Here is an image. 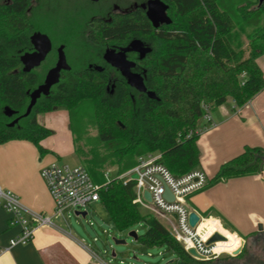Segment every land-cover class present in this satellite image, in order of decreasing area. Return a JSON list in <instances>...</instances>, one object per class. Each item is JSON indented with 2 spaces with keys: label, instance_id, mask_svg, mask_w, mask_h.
Listing matches in <instances>:
<instances>
[{
  "label": "trees",
  "instance_id": "1",
  "mask_svg": "<svg viewBox=\"0 0 264 264\" xmlns=\"http://www.w3.org/2000/svg\"><path fill=\"white\" fill-rule=\"evenodd\" d=\"M162 1L169 6L170 25L153 28L138 12L131 15L127 28L119 23L105 30V36L113 35L124 44L137 38L151 48L140 64L146 90L154 98L135 91L121 77L109 78L106 72L63 73L49 94L41 96L29 115L13 126L9 123L25 113L29 94L42 84L45 72H22L19 54L29 46L27 36L18 37L13 12L0 9V144L26 140L43 155L46 150L40 142L52 131L38 123L36 116L64 106L69 114L74 152H78L80 131L76 119L81 117L82 106L91 105L97 142L106 154L100 156L93 151L88 162L103 165L111 160L117 166L108 180L105 173L102 180L100 175L92 174L102 186L99 202L109 221L119 231L142 222L145 231L137 235L136 241L147 247L165 246L183 264H224L225 259L232 258L230 255L208 260L191 257L155 216L143 214L133 203L135 182L117 177L130 170L138 156L147 153H158V162L174 176L197 169L201 104L215 108L230 98L241 108L264 90V77L256 62L264 54V31L251 37L245 57L244 49L235 50L231 44L234 10L239 8L229 12L220 0ZM246 10L248 15H264V0H257L253 11ZM6 107L15 112L11 118L4 114ZM263 170L264 149L245 146L240 154L220 165L206 187L231 178L262 175ZM259 243L264 245V238L245 241L234 257ZM261 260L263 263L258 264H264Z\"/></svg>",
  "mask_w": 264,
  "mask_h": 264
},
{
  "label": "crops",
  "instance_id": "2",
  "mask_svg": "<svg viewBox=\"0 0 264 264\" xmlns=\"http://www.w3.org/2000/svg\"><path fill=\"white\" fill-rule=\"evenodd\" d=\"M256 62L264 77V54ZM210 115V123L199 122V128L209 127L196 142L200 152L197 169L208 179L245 146L264 149V90L241 108L228 98L223 105L211 108ZM36 120L52 131L40 142L46 152L40 155L36 146L26 140L0 144V188L17 196L27 208L50 214L53 202L39 172L43 167L62 162L74 151L73 137L64 106L38 114ZM186 204L199 217L201 233L213 231L226 238L217 244L222 251L232 243L243 246L245 241L264 238V170L262 175L207 186L191 195ZM9 218L0 207V264H111L95 258L72 235L51 227L39 229L26 244L10 246L20 228L11 226ZM156 218L166 228L164 219ZM174 264L183 263L178 259Z\"/></svg>",
  "mask_w": 264,
  "mask_h": 264
},
{
  "label": "built area",
  "instance_id": "3",
  "mask_svg": "<svg viewBox=\"0 0 264 264\" xmlns=\"http://www.w3.org/2000/svg\"><path fill=\"white\" fill-rule=\"evenodd\" d=\"M201 109L203 114L199 122L210 123L211 107L201 104ZM208 127L202 126L198 132L206 131ZM159 158L158 153L138 156L136 164L130 170L118 175V180L135 182L133 203L139 209H147L154 216L163 218L166 229L186 252L194 249L202 260L217 257L224 252L217 246L218 242L206 244L207 239L214 232L201 233L198 229L199 221L191 227L189 225L191 211L186 204V200L191 195L206 187L209 181L207 175L200 169H194L181 176H174L158 162ZM39 174L53 202V211L50 214L27 208L17 196L0 188V207L9 214L10 225L20 228V234L10 240V246L28 243L43 227H51L71 235L66 226L68 213L73 212L76 215V212H86L84 216L86 217V208L99 202L102 186L95 183L82 166L70 167L64 163L62 165L54 163L43 167ZM133 175L135 178H132ZM104 176L106 180L110 179L108 172ZM165 189H168L173 196L172 201L164 197ZM145 192L150 195V202L144 198ZM84 247L88 249L85 245ZM88 251L98 258V255L90 249ZM119 264L128 263L122 260Z\"/></svg>",
  "mask_w": 264,
  "mask_h": 264
},
{
  "label": "flooded vegetation",
  "instance_id": "4",
  "mask_svg": "<svg viewBox=\"0 0 264 264\" xmlns=\"http://www.w3.org/2000/svg\"><path fill=\"white\" fill-rule=\"evenodd\" d=\"M149 1L0 0V9L11 10L16 19L14 27L18 33L17 36L21 37L22 34L27 36L29 46L19 54V60L22 55L32 54L36 51L31 42V37L34 34L45 35L50 41L51 48L45 59L30 72H45V78L47 72L55 66L58 49L62 47L69 70H62L60 78L63 73L106 72L109 78L115 80L121 77L127 84L120 71L105 61L104 55L107 50L119 53L128 47L132 40L140 39L135 38L124 44L122 40L115 39L113 35L105 36V30L107 27L113 28L115 24L119 23L125 24L126 27L124 25L123 27L127 28L132 14L140 12L146 16ZM163 3L168 7L165 13L170 22L168 24L159 23L157 27H154L149 21L153 28H162L171 23L168 16L169 6L165 2ZM140 41L144 47L150 48L142 40ZM125 57L134 63V67L130 71L143 78L144 69L140 64L143 58L140 59L139 52H125ZM22 68L21 64V70Z\"/></svg>",
  "mask_w": 264,
  "mask_h": 264
},
{
  "label": "rangeland",
  "instance_id": "5",
  "mask_svg": "<svg viewBox=\"0 0 264 264\" xmlns=\"http://www.w3.org/2000/svg\"><path fill=\"white\" fill-rule=\"evenodd\" d=\"M221 6L232 12L234 10L235 27L231 34V44L235 50L244 49L245 57L247 56L248 45L252 36L264 31V15L261 13L245 14L246 11H253L257 7V0H220ZM237 12V13H236ZM173 20L172 15L170 16ZM81 117L76 119L78 129L80 131L79 138L76 142L78 152H69L62 162L70 167L82 166L90 175L91 179L96 183L95 176L108 172L109 176H113L117 171V166L109 160L103 165L90 164L88 160L94 154L93 151L102 156L106 154L103 145L97 142V132L92 125V108L91 105H84L81 108ZM40 121L42 118H39ZM102 176V178H101ZM98 178V177H97ZM233 179V178H231ZM236 179V178H234ZM99 180V179H98ZM143 214L153 213L147 209H140ZM86 217L76 216L73 212H69V218L66 226L71 235L81 244L98 255L100 260L111 264H118L124 261L128 264H174L178 261V256L172 251H168L165 246L147 247L140 245L129 237L130 232L141 235L145 231L142 222L135 224L133 227L119 231L108 219V216L101 203H94L86 208ZM114 239L125 241V244H115ZM237 249H242L241 243H232L226 251L220 255H230L232 258L224 260V264H258L264 260V245L259 243L255 247H250L239 257H234L232 253ZM115 256H112V253ZM217 256V257H218ZM135 257V258H133ZM173 261V263H170Z\"/></svg>",
  "mask_w": 264,
  "mask_h": 264
},
{
  "label": "water",
  "instance_id": "6",
  "mask_svg": "<svg viewBox=\"0 0 264 264\" xmlns=\"http://www.w3.org/2000/svg\"><path fill=\"white\" fill-rule=\"evenodd\" d=\"M167 8L168 7L160 0H150L147 3L146 16L154 27H157L159 23L168 24L170 22L165 13ZM31 42L36 51L32 54L27 53L20 57V62L23 66L22 68L23 73H28L33 68L39 66L40 63L45 59L47 53L50 51L51 48L49 39L45 35L39 33L34 34L31 37ZM128 51L139 52L140 59H142L150 52V48L144 47L143 43L140 40H132L128 45V47L124 48L119 53H115L112 50H107L104 55V59L106 62H108L110 65H112L113 67L117 68L120 71L121 75L126 79L127 84L129 86H131L140 93H146L147 96L150 98H154V94L152 92H147L142 76H140L139 74L132 73L130 71V69L134 67V63L126 59L125 52ZM62 70H69V66L66 62L63 48L60 47L58 49V59L55 66L47 72L42 84H40L36 89H34L29 94V103L27 105L25 113L13 119L9 123V126H13L15 123H17L21 117H26L27 115H29L36 101L41 96H47L49 94L50 89L60 81V73ZM4 114L7 117L11 118L13 115H15V112L10 108L6 107L4 109ZM58 164L62 165L63 162H59ZM132 178H135V176L133 175ZM164 197L170 201L173 200V196L171 195L168 189H165ZM144 198L148 202L151 201L148 192L144 193ZM78 214L84 217L86 212H80V213L76 212V215ZM198 221H199V217L194 212H191L189 214V225L191 227H194L198 223ZM258 229L261 230V226H259ZM128 235L134 241L137 240V235L135 232H130ZM221 241H226V238L219 233H213L207 239L206 244L209 245ZM114 243L117 245L125 244V241H119L114 239ZM240 251L241 249H237L232 254L237 255ZM187 253L191 257L197 260H202L194 249H189ZM114 255L115 253L113 252L112 256Z\"/></svg>",
  "mask_w": 264,
  "mask_h": 264
},
{
  "label": "bare ground",
  "instance_id": "7",
  "mask_svg": "<svg viewBox=\"0 0 264 264\" xmlns=\"http://www.w3.org/2000/svg\"><path fill=\"white\" fill-rule=\"evenodd\" d=\"M217 233V232H216Z\"/></svg>",
  "mask_w": 264,
  "mask_h": 264
}]
</instances>
